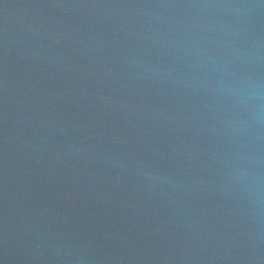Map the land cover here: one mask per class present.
<instances>
[{
    "label": "water",
    "instance_id": "95a60500",
    "mask_svg": "<svg viewBox=\"0 0 264 264\" xmlns=\"http://www.w3.org/2000/svg\"><path fill=\"white\" fill-rule=\"evenodd\" d=\"M0 264H264V0H0Z\"/></svg>",
    "mask_w": 264,
    "mask_h": 264
}]
</instances>
